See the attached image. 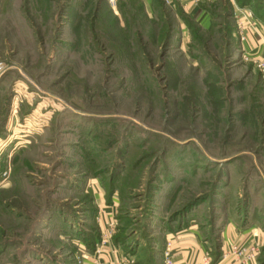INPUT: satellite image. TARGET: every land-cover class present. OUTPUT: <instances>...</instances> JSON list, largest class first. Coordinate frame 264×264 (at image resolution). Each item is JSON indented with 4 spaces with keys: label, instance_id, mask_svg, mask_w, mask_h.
<instances>
[{
    "label": "rangeland",
    "instance_id": "1",
    "mask_svg": "<svg viewBox=\"0 0 264 264\" xmlns=\"http://www.w3.org/2000/svg\"><path fill=\"white\" fill-rule=\"evenodd\" d=\"M218 20L0 0V264H79L103 204L128 264H161L181 228L214 251L226 225L264 235V78Z\"/></svg>",
    "mask_w": 264,
    "mask_h": 264
},
{
    "label": "crops",
    "instance_id": "2",
    "mask_svg": "<svg viewBox=\"0 0 264 264\" xmlns=\"http://www.w3.org/2000/svg\"><path fill=\"white\" fill-rule=\"evenodd\" d=\"M161 7H167L174 12L177 23L182 28L190 30L191 24L197 25L200 30L210 32L215 27L223 25L222 21L229 20L234 24V29L230 31L232 37L237 40L238 48L244 60L253 61L257 51L256 45L259 38H264V20H260L254 12L252 20L253 28L245 25L240 35L235 27V15L241 16L248 5L241 6L235 0H224V8H219L217 4L221 0H159ZM144 7H150L152 12H157L154 0H142ZM251 10V9H250ZM225 12V13H222ZM229 21L227 24H229ZM190 22V23H188ZM225 24V23H224ZM109 205V204H108ZM98 208V218L96 222L98 230V242L93 247L87 246L86 242L76 237L75 245L77 251L86 258L82 264H128L129 256L125 248L114 242L112 216L115 209L113 205H95ZM100 216V218H99ZM100 219V220H99ZM264 242V235L256 227L239 228L226 225L221 231L220 250L227 249L232 244H251V242ZM169 245V246H168ZM168 247L173 256L174 264H203L208 254L209 264H231V261L221 257L213 258V249L203 240L198 231L191 227L180 230H172L167 236L166 242L162 245L161 252ZM162 255V254H161ZM162 261V257L160 258ZM248 264H258L256 259Z\"/></svg>",
    "mask_w": 264,
    "mask_h": 264
},
{
    "label": "built area",
    "instance_id": "3",
    "mask_svg": "<svg viewBox=\"0 0 264 264\" xmlns=\"http://www.w3.org/2000/svg\"><path fill=\"white\" fill-rule=\"evenodd\" d=\"M111 2L113 0H110ZM235 27L238 35H240L242 29L245 25L253 28L254 21L252 20V11L249 8H245V11L241 16L235 15ZM256 56L253 58V63L259 70L261 77L264 78V38H259L256 49ZM3 64L0 63V73L3 71ZM4 175V174H3ZM169 246V245H168ZM258 244L253 241L251 244H232L227 249L222 250L219 257L224 260L231 261V264H248L252 262L255 255L259 252ZM162 261L161 264H174L172 253L169 248L166 247L162 251ZM208 254L206 255L203 264H209ZM86 257L82 255V260L79 264H82Z\"/></svg>",
    "mask_w": 264,
    "mask_h": 264
},
{
    "label": "trees",
    "instance_id": "4",
    "mask_svg": "<svg viewBox=\"0 0 264 264\" xmlns=\"http://www.w3.org/2000/svg\"><path fill=\"white\" fill-rule=\"evenodd\" d=\"M235 1L238 5H241V6L248 5L249 7H251L253 9L254 14L257 17H259L260 20L261 19L264 20V0H235ZM154 2H155V6L157 8H159L161 6L159 0H154ZM188 23H190V22H188ZM192 28H195V30H194L195 32L201 31L197 25L191 24L190 29H192ZM214 28H215V26H214ZM227 31H228V35H229L230 31H231V27H229ZM221 32H222V30H221ZM90 229H91L90 233L85 234L84 232L81 231L77 234L75 233L74 235H75V237L83 239L86 242L87 246L89 245L90 247H93L94 244L98 242L99 238H98L97 231H95L93 234L91 233V231L94 230V226L90 227ZM121 241H122V237H120V238L117 236L115 237V242L117 244L120 243ZM219 249L220 248L216 249L215 251L213 250V253H212L213 258L219 257V255H220ZM150 259H151V263L154 264V259H153L152 255L150 256Z\"/></svg>",
    "mask_w": 264,
    "mask_h": 264
}]
</instances>
